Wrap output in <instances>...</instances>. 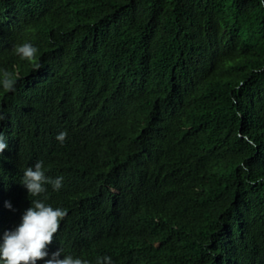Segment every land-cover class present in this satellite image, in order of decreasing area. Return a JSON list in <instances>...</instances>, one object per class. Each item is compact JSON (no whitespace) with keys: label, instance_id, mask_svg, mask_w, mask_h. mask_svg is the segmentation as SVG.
<instances>
[{"label":"trees","instance_id":"trees-1","mask_svg":"<svg viewBox=\"0 0 264 264\" xmlns=\"http://www.w3.org/2000/svg\"><path fill=\"white\" fill-rule=\"evenodd\" d=\"M5 73L3 204L27 201L23 171L42 161L64 177L44 200L68 228L112 239L108 214L140 204L113 264H264L260 0H0Z\"/></svg>","mask_w":264,"mask_h":264},{"label":"clouds","instance_id":"clouds-1","mask_svg":"<svg viewBox=\"0 0 264 264\" xmlns=\"http://www.w3.org/2000/svg\"><path fill=\"white\" fill-rule=\"evenodd\" d=\"M260 4L264 5V0H260ZM37 52L38 49L31 43H23L15 48V54L27 61H32ZM0 83L5 90L12 91L16 79L5 73ZM4 119L5 116L0 114V121ZM66 135V132H60L56 136L52 152L58 149L60 142H64ZM7 147L8 141L0 132V155ZM43 168H46L44 162L38 161L23 171L20 185L23 186L22 191L27 190V201H5L3 204L0 199V264H113L112 241L114 239L116 242L118 233L131 234L126 236L131 241L132 237L137 236L135 224L124 216L140 204L133 201L132 206L126 207L121 202L108 214L106 229L114 236L112 239L102 231L94 232L93 225L86 223L83 225L91 233L85 234L78 224L68 228L62 220L70 213L59 205L54 208V204L44 200L46 186L59 191L64 177H49ZM3 183L4 187L10 186L7 179ZM92 214H88V217L91 218ZM123 241L118 242L124 245Z\"/></svg>","mask_w":264,"mask_h":264}]
</instances>
